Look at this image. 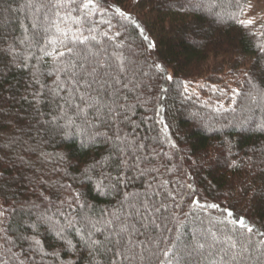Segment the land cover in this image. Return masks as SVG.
I'll return each instance as SVG.
<instances>
[{
    "label": "trees",
    "instance_id": "1",
    "mask_svg": "<svg viewBox=\"0 0 264 264\" xmlns=\"http://www.w3.org/2000/svg\"><path fill=\"white\" fill-rule=\"evenodd\" d=\"M252 1L96 0L99 56L89 60L103 59L110 67L101 71L120 77L116 99L131 107L121 127L145 145L139 155L156 169L126 170L122 184L113 179L100 192L97 182L116 176L115 166L99 164L115 151L111 142L75 130L65 137L64 119L50 123L65 93L50 91L56 64L45 52L63 47L54 21L75 31L68 10L53 7L56 0H0V264H109L113 253L92 252L88 233L103 240L125 219L144 242L138 264H264L257 255L264 252V20L246 18ZM113 53L125 58L123 73ZM229 232L247 238L252 252L207 245L202 236L221 241Z\"/></svg>",
    "mask_w": 264,
    "mask_h": 264
},
{
    "label": "snow or ice",
    "instance_id": "2",
    "mask_svg": "<svg viewBox=\"0 0 264 264\" xmlns=\"http://www.w3.org/2000/svg\"><path fill=\"white\" fill-rule=\"evenodd\" d=\"M73 4L76 5L75 8H72ZM53 7L68 10V17L64 19L71 18L72 24L76 28L73 32L72 27L69 26L67 31H65L60 28L58 22H53L62 33L64 39L59 41L63 46L62 49L54 47L52 51L45 52V55L52 57L53 62L56 64L54 72L56 74L57 84L50 91L56 96H60L61 93H65V95L61 96L64 104L58 106L59 111L50 123H57L58 120L64 119L65 123L58 126L64 129L63 134L65 137L73 135V130H75V132H82L92 142H95L96 137H103L106 141L111 142L115 151L106 156L99 164L100 166H115L116 176L111 177L109 174L106 177L110 181L107 185L102 180L98 181L96 187L100 192H103L105 188L113 187L114 185L111 183L113 179L117 184H122L127 179L126 170H136L141 175L155 171L156 169L148 167L151 161H148L146 158H141L139 155L145 145L143 143H137L136 139L130 137L128 133L124 132L123 127H121V125H126L131 121V107L122 105L116 99L119 90L114 85L121 83L120 77L113 75L111 71H101V69L110 67L105 64L103 59L97 58L95 61L89 60L91 56H99L92 49L99 45L100 42L96 40L95 35H85V30L89 33L95 31L93 25L96 22L92 20V17L94 16L93 9L97 7L96 0H80L79 3H77V0H56ZM73 11L77 13L82 12V14L72 17L71 12ZM56 15L59 16V12ZM120 15L123 16L124 13H120ZM69 33H72V35L69 36ZM141 34L143 35V33ZM105 36H107L106 33ZM107 38L109 40L112 39L111 37ZM144 40L149 41L148 36L144 35ZM53 43L55 42L53 41ZM148 47L154 48V42L149 41ZM113 56L118 62L116 67L123 73L125 58L122 54L113 53ZM84 61H87V63ZM61 76L66 77V79H61ZM109 77L111 78V82ZM167 79L171 80L172 77L168 76ZM35 82L39 83V80L36 79ZM124 86L127 87V84ZM109 89H112V91L109 92ZM162 91H166V89H162ZM105 96H107L109 102L105 101ZM77 100L79 103H77ZM34 102L38 108L40 103L38 95H34ZM69 110H71V115L69 114ZM77 121H80V123L77 124ZM135 127H138V125H134ZM109 131H111V135ZM111 161H114V165H110L109 162ZM141 164H144V167H141ZM96 167L97 165H93L92 169ZM89 171V169L85 170L86 173ZM0 175L3 174L0 173ZM87 178L91 179L90 176ZM195 202L199 204V201ZM142 207L147 208V204H142ZM208 207L219 206L208 205ZM137 213L139 214V209H137ZM116 219L119 220V217L117 216ZM237 222L241 226L246 227L248 233L253 232L252 227L246 226L242 219ZM89 223H91V227L95 232L103 234L105 228L111 229L113 221L107 220L105 222V228L97 227L96 223H92L91 221ZM142 227L147 228L148 225L143 224ZM137 232H139V229L134 224H129L127 219H125L116 229H111L104 235L103 240L93 239L94 232L88 233L86 243L92 252L111 251L113 253V259L109 261V264H123L124 260L131 262L139 256L136 249L142 247L144 242L134 240ZM61 233L62 229L57 234L61 235ZM260 235L264 236V233H260ZM35 243L39 245L40 242L36 241ZM68 244L71 246V241H68ZM259 244L264 245V241L259 242ZM109 245H112V248H109ZM231 246L234 248L236 245L232 244ZM243 251H248L247 243L243 245ZM261 255H264V252H261ZM236 258V255H233L232 259L235 260ZM97 264H99V261H97Z\"/></svg>",
    "mask_w": 264,
    "mask_h": 264
},
{
    "label": "rangeland",
    "instance_id": "3",
    "mask_svg": "<svg viewBox=\"0 0 264 264\" xmlns=\"http://www.w3.org/2000/svg\"><path fill=\"white\" fill-rule=\"evenodd\" d=\"M175 1V3H180V2H182L183 0H174ZM251 8H250V11L247 13V15H246V18L247 19H249V20H251L252 22H254V20H259V19H262V20H264V0H253L252 2H251V6H250ZM133 13H135V14H133V16L135 17V16H137L136 15V12H135V10H133ZM127 13H125V15H126ZM137 18H138V16H137ZM139 19V18H138ZM139 21H140V23L142 24V21L139 19ZM143 25V24H142ZM144 27V26H143ZM91 35H94L93 34V32H91L90 33ZM191 35L189 34V37H190ZM134 46L136 47L137 45H135L134 44ZM133 45H132V48H134L135 49V47H134ZM130 65V64H129ZM231 78V76H229V75H223L222 77H221V79H223V81H225V80H229ZM193 89L194 90H196L197 89V87H193ZM194 90H192V91H194ZM211 122L212 121H207L206 123H205V127H208V126H210V124H211ZM215 123H217L216 121H214ZM167 136V135H166ZM1 168V167H0ZM2 169V168H1ZM189 188H191V187H189ZM196 199H198V198H196ZM201 199V200H200ZM200 199H198V201H199V203H200V205H203V206H205V207H208V205H213L212 203H209V202H207V201H205V199H203V198H200ZM168 205L169 204H167L166 203V206L165 207H168ZM154 206H157V204L156 205H154ZM208 208H212V209H214V210H216V208L215 207H208ZM168 210V209H167ZM163 211H164V213L167 215V213H166V208H163ZM147 212H149L150 213V211H147ZM142 216H143V214H142ZM143 218H144V216H143ZM142 218V219H143ZM165 218H167V216H165L164 217V219L163 220H165ZM158 220V217H154V221L156 222ZM159 220H161V219H159ZM143 222V221H142ZM210 225V227L211 228H215V224L214 223H210L209 224ZM167 230L165 229V230H163V232L165 233ZM167 233V232H166ZM165 233V234H166ZM227 235V236H226ZM223 238H222V240L220 241V240H216L217 238H215V236L214 235H205V234H203L202 236L203 237H206V241H207V245H212V243H215V244H213L214 246L215 245H217L216 247H218V244H222V245H225V246H227V244H229L228 245V247H230L232 250H233V252L234 251H238L239 250V252H241L240 251V249H243V245L245 244V243H248V240H247V238H245L244 236H242V235H237V234H235L234 232H229V234H226ZM201 236V237H202ZM213 236H214V239L216 240L215 242L213 241H210L209 239H213ZM9 238H11V237H9ZM235 241V242H234ZM233 242L237 245V246H235L234 248L231 246L232 244H233ZM206 243V242H205ZM247 246H248V244H247ZM248 250L249 251H251V248H249L248 247ZM252 252V251H251ZM257 255L259 256L260 254H261V251H260V249L258 248L257 249ZM143 253L145 254V251H143ZM248 253V252H247ZM139 254V256H138V258L136 259V260H133V261H131V262H129V264H134V263H139L138 261L140 260V259H146V257H144L140 252L138 253ZM228 264H231V263H228Z\"/></svg>",
    "mask_w": 264,
    "mask_h": 264
}]
</instances>
